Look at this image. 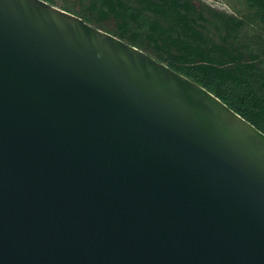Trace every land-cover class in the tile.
Masks as SVG:
<instances>
[{
    "label": "water",
    "instance_id": "1",
    "mask_svg": "<svg viewBox=\"0 0 264 264\" xmlns=\"http://www.w3.org/2000/svg\"><path fill=\"white\" fill-rule=\"evenodd\" d=\"M0 264H264V134L43 0H0Z\"/></svg>",
    "mask_w": 264,
    "mask_h": 264
},
{
    "label": "trees",
    "instance_id": "2",
    "mask_svg": "<svg viewBox=\"0 0 264 264\" xmlns=\"http://www.w3.org/2000/svg\"><path fill=\"white\" fill-rule=\"evenodd\" d=\"M62 1L60 9L203 87L264 134V0H237L234 14L197 0Z\"/></svg>",
    "mask_w": 264,
    "mask_h": 264
},
{
    "label": "rangeland",
    "instance_id": "3",
    "mask_svg": "<svg viewBox=\"0 0 264 264\" xmlns=\"http://www.w3.org/2000/svg\"><path fill=\"white\" fill-rule=\"evenodd\" d=\"M197 3H203L214 10L225 12L229 14H234L235 9L240 10L241 6L238 4L237 0H197ZM57 6H63L65 3L62 0H55ZM71 10H74L71 8Z\"/></svg>",
    "mask_w": 264,
    "mask_h": 264
}]
</instances>
